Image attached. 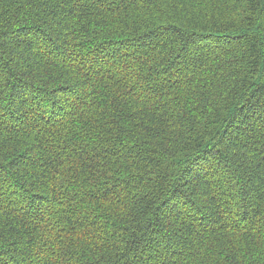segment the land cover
I'll return each instance as SVG.
<instances>
[{"label": "trees", "instance_id": "1", "mask_svg": "<svg viewBox=\"0 0 264 264\" xmlns=\"http://www.w3.org/2000/svg\"><path fill=\"white\" fill-rule=\"evenodd\" d=\"M0 264H264V0H0Z\"/></svg>", "mask_w": 264, "mask_h": 264}]
</instances>
